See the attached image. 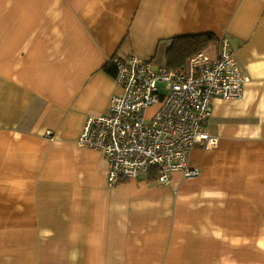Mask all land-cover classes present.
<instances>
[{
  "label": "crops",
  "instance_id": "obj_1",
  "mask_svg": "<svg viewBox=\"0 0 264 264\" xmlns=\"http://www.w3.org/2000/svg\"><path fill=\"white\" fill-rule=\"evenodd\" d=\"M206 34L250 80L213 104L218 147L192 150L196 178L110 187L78 144L121 93L110 60L167 66ZM0 264H264V0H0Z\"/></svg>",
  "mask_w": 264,
  "mask_h": 264
},
{
  "label": "built area",
  "instance_id": "obj_2",
  "mask_svg": "<svg viewBox=\"0 0 264 264\" xmlns=\"http://www.w3.org/2000/svg\"><path fill=\"white\" fill-rule=\"evenodd\" d=\"M236 55L222 37L216 50L198 52L179 69L135 55L110 60L121 93L112 97L108 114L88 115L78 140L106 158L110 187L151 176L164 186L178 171L199 176L189 157L198 146L219 145L208 131L215 100H243L250 81Z\"/></svg>",
  "mask_w": 264,
  "mask_h": 264
},
{
  "label": "trees",
  "instance_id": "obj_3",
  "mask_svg": "<svg viewBox=\"0 0 264 264\" xmlns=\"http://www.w3.org/2000/svg\"><path fill=\"white\" fill-rule=\"evenodd\" d=\"M216 42L212 34L187 36L173 40L171 48L168 50V67L179 69L183 67L188 60L200 51L210 48ZM107 72L114 75L112 69L107 68ZM154 177H150L152 181Z\"/></svg>",
  "mask_w": 264,
  "mask_h": 264
}]
</instances>
